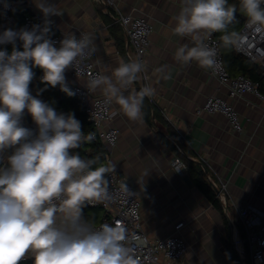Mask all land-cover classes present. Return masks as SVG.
Segmentation results:
<instances>
[{
  "label": "clouds",
  "instance_id": "9594fccd",
  "mask_svg": "<svg viewBox=\"0 0 264 264\" xmlns=\"http://www.w3.org/2000/svg\"><path fill=\"white\" fill-rule=\"evenodd\" d=\"M33 2L43 14L42 25L0 33V46L11 45L10 51L0 47V264H22L28 258L32 264H139L128 246L125 225L105 222L97 227L82 214L86 205L111 199L107 175L115 166L105 165L99 156L85 159L73 152L93 140V134L82 131L74 113L57 112L39 99L45 89L35 96L30 90L36 75L33 69L39 68L42 83L74 95L65 73L76 72L95 52L94 39L69 32L54 41L50 17L62 13L49 0ZM239 11L264 32V0H239ZM236 13L237 6L228 0H181L173 33L190 38L193 46L178 47L175 59L182 64L195 61L215 71L218 50L206 43V37L222 33L221 46H234L239 36L229 29ZM146 70L139 59L121 60L111 76L90 77L87 88L103 89L104 111L115 102L130 120L140 121L144 100L154 97L156 88L146 84L128 95L124 90ZM156 71L164 80L172 79L167 65ZM26 114L34 129L24 126ZM122 188L130 197L135 195L126 183Z\"/></svg>",
  "mask_w": 264,
  "mask_h": 264
},
{
  "label": "crops",
  "instance_id": "0c3cea01",
  "mask_svg": "<svg viewBox=\"0 0 264 264\" xmlns=\"http://www.w3.org/2000/svg\"><path fill=\"white\" fill-rule=\"evenodd\" d=\"M21 1L33 16L44 22L43 14L33 0ZM49 2L57 4L62 13L50 17L53 34L61 39L69 32L85 31L90 35L96 48V66L103 75L111 76L121 60L130 61L126 56V35L122 27L105 13V0ZM118 6L124 13L145 16L152 25L146 73L157 92L148 98L149 101L146 99L151 109L150 122L144 116L140 121L130 120L113 102L112 123L119 127L121 134L118 145L110 152V162L139 191L143 228L149 237L166 236L174 231L178 222H186L181 233L189 250L182 264H236L235 260L242 264L249 258L248 248L232 241L225 208L221 213L196 187L188 168L175 171L177 168L172 165V160L178 155L160 136L158 130L163 132L165 128L156 122L160 120L155 117L154 108L159 117L169 121L182 136L188 155L206 159L210 175L228 183L230 198L238 205H254L264 211V100L251 92L231 99L229 88L220 83L211 70L202 68L195 61L182 64L175 59L178 47L183 44L193 46L190 38L173 33L181 0H119ZM242 15L237 7L236 16ZM241 27V24L237 25L235 32ZM122 38L125 39L124 51L118 45V39ZM130 51L136 59L134 48L130 47ZM164 65L172 72L170 80H164L156 71ZM65 76L70 84L73 79L68 71ZM80 82L87 86L88 80L80 78ZM141 83L142 78L125 89L124 94L138 92ZM92 93L99 95L104 91L97 88ZM210 96L231 100L241 116V132H234L222 113H196L197 107ZM103 163L106 164L105 160ZM229 213L241 234L244 230L232 205ZM82 214L97 223L106 210L86 205Z\"/></svg>",
  "mask_w": 264,
  "mask_h": 264
},
{
  "label": "built area",
  "instance_id": "2783aa9c",
  "mask_svg": "<svg viewBox=\"0 0 264 264\" xmlns=\"http://www.w3.org/2000/svg\"><path fill=\"white\" fill-rule=\"evenodd\" d=\"M118 1L105 0V13L111 17L114 23H118L122 27L126 35V56L130 60L139 59L146 64V56L151 43L152 25L145 16L122 12L118 6ZM17 7L18 1L16 0H0V33L8 28L19 29L26 27L30 29L33 25L43 24V22H39L38 19L30 14H27L23 21L19 22L14 14ZM84 34L87 33L85 31L76 32L77 36ZM237 34L239 39L233 46L234 49L257 62L263 67L264 71V32L256 30L247 19ZM51 39L54 41L61 40L58 35L54 34L51 35ZM206 43L216 47L218 50L219 64L215 71L211 70V73L220 83L229 88V98L234 99L244 93L251 92L264 100V86L262 88L259 81L243 74H231L225 64L220 39L216 33L206 37ZM130 47L134 48L137 55L136 59L133 57ZM95 57L96 50L89 58L78 65L76 72L74 69H69L68 73L73 79L70 83L71 89L85 104L88 121L94 127L92 132L93 140L102 142L106 147L105 165H107L110 162L111 150L119 143L121 132L119 127L112 123V105L107 111L103 110L102 101L105 98V93L94 95L86 85L80 82V78L89 80L90 77L97 74L103 75L102 71L96 66ZM141 78V88L146 84L150 85L149 76L146 72L141 74ZM30 90L33 94L31 86ZM196 113L198 115L202 113H222L228 119L234 132L243 130L241 116L228 97L210 96L203 105L197 107ZM24 126L35 128L31 116L28 114L24 117ZM178 148L181 150L179 146ZM72 151L77 152V150ZM190 158L201 162L208 178L216 188L217 196L224 204L232 205L239 216L244 230V235L239 243L249 250V258L243 260L242 264H264V211L254 205H238L230 198L228 183L221 179H214L210 175L206 159H202L197 155H191ZM172 165L176 168H186V164L178 156L174 157ZM107 179L109 181L111 199L97 202L94 205H87L89 207H103L106 210L102 220L94 223V225L98 227L105 222L112 225L120 223L125 225L128 234V246L134 250L139 264H182L189 250L188 242L181 233L186 222L184 220L178 222L174 227V231L166 236L149 237L143 228L140 213L141 199L137 188L116 169L107 175ZM125 183L129 191L135 193V195L130 197L124 192L122 185Z\"/></svg>",
  "mask_w": 264,
  "mask_h": 264
},
{
  "label": "trees",
  "instance_id": "16d2710c",
  "mask_svg": "<svg viewBox=\"0 0 264 264\" xmlns=\"http://www.w3.org/2000/svg\"><path fill=\"white\" fill-rule=\"evenodd\" d=\"M16 1H18V7L14 12V14L16 15L19 22H22L27 14L33 16V14L30 12L29 8L26 6L24 2H22L21 0H16ZM228 2L230 5L234 4L239 8V0H228ZM247 19L248 18L245 14H243L241 17L236 16L235 22L230 26L229 30L235 31L236 26L240 24L242 26V24ZM38 21L42 22L40 20ZM51 33L53 34L55 32L52 30ZM216 35L220 39L222 33H216ZM118 45L121 48V50L124 51L125 39L124 38L120 40L118 39ZM0 47H7L9 51L11 50V45L0 46ZM221 49L224 55L225 64L229 69V71L231 72V74L233 75L243 74L249 76L253 80L259 81L263 88L264 74L261 69V66L257 62L251 60L242 53L236 51L233 46L227 49L221 46ZM33 71L35 72L36 75L30 86L33 89L34 96L37 94L38 90L45 89L40 93L38 97L39 99L49 103L51 106H53L56 109V111L65 114L69 112L74 113L75 118L78 119L81 123L82 131H84L86 135L88 133H92L94 131V127L92 123L88 121L85 104L75 94L72 96L66 95L64 92L60 90L59 86L53 88L50 86H46L44 83H42L40 78L43 75V73L39 68H34ZM67 86L71 89L70 84H67ZM139 88L141 89V87ZM146 99L148 100V98L147 97L145 98L144 106H143L144 119L147 122H150L151 109H150V104L148 103L149 100L146 102ZM154 110H155V117L160 120L159 122L158 121L156 122L161 124L165 128V131H163L164 133L161 130L158 131L160 133V136L166 143V145L173 152H175L178 155V157H180L182 161L186 164V167L188 168L190 173V177L194 182V184L196 185V187L213 203V205L221 213H223L225 204L217 196L216 188L208 178L207 172L202 167L201 162L194 161L190 158V156L187 153L188 150L182 136L178 133V131L169 121H167L164 117L163 118L159 117V114L156 112L155 108ZM178 146L181 148V150H179ZM76 150L77 152L80 153L82 158L89 159L99 156L102 163L105 160L106 147L100 141L91 140L90 142H87L84 145H82L80 149H76ZM225 225L226 228L229 230V224L227 222V219H225ZM241 235L242 236L244 235V231H241ZM235 262L236 264H238L236 260ZM22 264H32V261L31 259L30 260L25 259L24 261H22Z\"/></svg>",
  "mask_w": 264,
  "mask_h": 264
},
{
  "label": "water",
  "instance_id": "95a60500",
  "mask_svg": "<svg viewBox=\"0 0 264 264\" xmlns=\"http://www.w3.org/2000/svg\"><path fill=\"white\" fill-rule=\"evenodd\" d=\"M263 69V67H261ZM225 208V213L228 217L231 229H232V241L235 243H238L241 240V234L239 232L238 226L234 220V218L230 215L229 213V205L225 204L224 205Z\"/></svg>",
  "mask_w": 264,
  "mask_h": 264
},
{
  "label": "rangeland",
  "instance_id": "374dc122",
  "mask_svg": "<svg viewBox=\"0 0 264 264\" xmlns=\"http://www.w3.org/2000/svg\"><path fill=\"white\" fill-rule=\"evenodd\" d=\"M234 214V217L237 219V216H236V214L235 213H233Z\"/></svg>",
  "mask_w": 264,
  "mask_h": 264
}]
</instances>
